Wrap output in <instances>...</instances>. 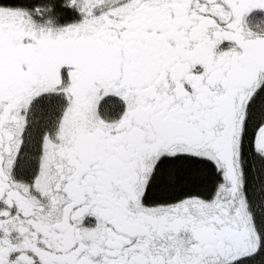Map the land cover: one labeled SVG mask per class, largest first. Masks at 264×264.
<instances>
[{
	"label": "snow or ice",
	"instance_id": "snow-or-ice-1",
	"mask_svg": "<svg viewBox=\"0 0 264 264\" xmlns=\"http://www.w3.org/2000/svg\"><path fill=\"white\" fill-rule=\"evenodd\" d=\"M0 264H264V0H0Z\"/></svg>",
	"mask_w": 264,
	"mask_h": 264
}]
</instances>
